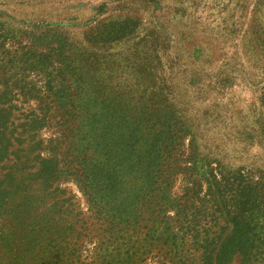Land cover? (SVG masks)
Here are the masks:
<instances>
[{"label":"trees","instance_id":"obj_1","mask_svg":"<svg viewBox=\"0 0 264 264\" xmlns=\"http://www.w3.org/2000/svg\"><path fill=\"white\" fill-rule=\"evenodd\" d=\"M123 1L147 7L0 21L9 264H264V0L179 39V3Z\"/></svg>","mask_w":264,"mask_h":264},{"label":"rangeland","instance_id":"obj_2","mask_svg":"<svg viewBox=\"0 0 264 264\" xmlns=\"http://www.w3.org/2000/svg\"><path fill=\"white\" fill-rule=\"evenodd\" d=\"M165 1V2H164ZM173 0H161L160 6L166 4L180 5V12L174 13L172 11L167 12L166 8H163L164 14L168 13L167 17L171 20L168 23V29L172 32L173 38L179 39V33L176 30L185 29V24L193 29V33L198 35L197 29L208 28L214 25L215 22L212 20V13L215 14L216 7L214 6L216 0H178V2H172ZM102 2H107L106 9L104 12L99 13L98 17L101 19H107L112 15H117L119 12L118 5L122 6L121 11H141L142 8L147 6L136 5L135 3H130L123 0H0V21L6 20L7 22L13 23L15 25H24L28 23H33L34 21L43 20H56L58 18H63L65 20L72 21L73 23H78L79 21H84L91 18L94 13V5ZM230 3L229 0H224V4ZM223 5V4H222ZM230 5L227 6V11ZM151 4L155 12L158 8ZM166 10V11H165ZM173 10H175L173 8ZM225 10V12H226ZM187 22H184L186 21ZM67 23V22H66ZM71 23V22H70ZM252 152H264V148L253 147ZM68 188H70L79 198L80 206L83 210L86 209V204L84 197L78 190L74 181H68L65 183ZM86 240V237H80V242ZM85 243V242H84ZM17 256V253L14 254ZM20 256V254H19ZM11 257L6 249L0 246V264H9ZM22 262L19 258L18 263ZM24 263V262H23ZM141 264H152V261H146Z\"/></svg>","mask_w":264,"mask_h":264}]
</instances>
